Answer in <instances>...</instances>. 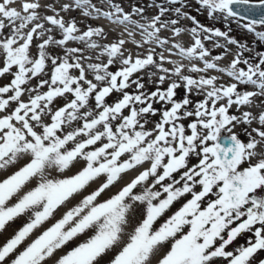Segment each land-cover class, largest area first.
<instances>
[{
    "label": "snow or ice",
    "instance_id": "6c2138e0",
    "mask_svg": "<svg viewBox=\"0 0 264 264\" xmlns=\"http://www.w3.org/2000/svg\"><path fill=\"white\" fill-rule=\"evenodd\" d=\"M14 2H0V78L9 77L0 86V170L10 172L0 179V233L18 218L26 222L0 245V264H254L264 251V50L238 44L229 38L231 29L194 25L187 29L195 37L192 46L176 45L180 54L198 56L205 69L226 72L230 81L193 78L177 66L172 75L179 83L163 89L168 76L159 75V84L148 92L134 74L143 71L151 81L149 69H169L144 46L168 44L169 38L160 36L163 30L176 37L182 33L178 19H162L169 9L160 6L141 23L142 8L125 12L113 3L106 11L92 0H74L85 16L123 27L113 42L99 43L93 38L106 39L103 26L81 31L74 18L45 14L52 6L40 0L23 3L21 15L8 7ZM197 2L209 17L231 19L264 42V0ZM70 10V4L60 9ZM173 11L190 18L181 7ZM127 26L137 31L124 30ZM201 32L208 34L204 40L214 36L237 46L229 65L217 67L223 55L210 62ZM85 41H92L89 49L100 50L95 57L84 55V48L67 47ZM130 41L135 53L124 47ZM247 51L254 57L243 58ZM192 95L203 98L194 102ZM233 106L238 114L230 112ZM238 125L246 126V140L234 132ZM79 161L86 166L63 176ZM138 167L135 178L98 201L122 174ZM101 176L105 182L55 218L61 206ZM81 235L86 238L77 242ZM245 235L244 243H235ZM69 242L74 246L66 250Z\"/></svg>",
    "mask_w": 264,
    "mask_h": 264
},
{
    "label": "bare ground",
    "instance_id": "6f19581e",
    "mask_svg": "<svg viewBox=\"0 0 264 264\" xmlns=\"http://www.w3.org/2000/svg\"><path fill=\"white\" fill-rule=\"evenodd\" d=\"M0 2H2V0H0ZM25 2H31V0H15V2L12 4H9L8 7L18 9L21 11V15H25V13H23V10L21 9V5ZM40 3L42 5H45V6H47V5L52 6L51 8H46L45 14H47V15H54L58 12L59 17L64 19L65 21H68V20L74 18L75 22L78 25V28L81 31L85 30L86 25L103 26L102 30L107 33L106 39L101 40L99 38H93V42H99V43L113 42L114 38H116L117 36H119V34L121 32H123L122 26L114 25V24L110 23L109 20H107L106 18L97 17L95 14H93L91 17L85 16L83 9H79V10L76 9L75 4H74V0H40ZM92 3L95 4L97 7H100L106 11L110 10L111 5L113 4L109 0H92ZM66 4H70L72 10L67 11V12L60 11V9ZM120 5L125 12H131L130 11L131 5L128 3V1L123 0V2ZM53 9H55V11H53ZM155 15H156V13H152L150 15H147V12L144 11L143 16L146 19L142 20L141 23H148L149 22L148 20H150V18L155 16ZM134 18L139 19L140 17L134 16ZM46 27H49V25L46 24ZM124 30L137 31L136 29H132L131 26H127L126 29H124ZM5 31H8V29L6 28ZM26 31H27V29H26ZM53 33L58 34L59 30L54 29ZM172 33L173 32L170 30H163V31H161L160 36L162 38H165V37L170 38V40L168 41V44H169L172 40L171 39L172 35H173ZM122 38H124L125 40H129V38L126 35L123 36ZM135 39L137 41H140L141 37L139 35H137L135 37ZM175 39H177V40H175ZM173 40H174V43L172 45L173 49H171L167 44L162 45V46L157 45L156 41H153L152 44L145 45L144 48L151 50L149 54H153L158 58L162 57L163 60H165L163 67H166L167 64L173 65L174 68L179 66L183 70L182 74L191 75L193 78L201 77V74L203 72V70L201 68H200L201 71H199V72H191L190 71L191 68H193V67L199 68L200 66L192 65L191 64V58L192 57L188 58V57L181 55L179 49L176 47L177 44L181 45V47L190 46L188 38L185 35H180L176 38H173ZM90 42H92V41L69 42L67 44V47L77 46V47L84 48V55H86V56L92 55L93 57H95L97 55V52L100 50L99 49H89L87 47V44ZM124 47L126 49L131 50L133 53H135L137 51L135 44L132 43L131 41L126 43L124 45ZM144 48H142L141 51H144ZM32 51L36 52L37 49L33 48ZM53 51H58V50L53 49ZM82 62H85V61H82ZM92 62H95V61H92ZM113 70L115 71L116 69L114 68ZM137 75L142 77V82L146 78V77L142 76L141 73L134 74L133 78H137ZM179 78L180 77H178L177 79L179 80ZM7 82H9V77L5 76L3 78H0V86H2L3 84H5ZM36 82L37 81L34 79L31 83H32V85H35ZM150 87H151V84H149L146 87V89H150ZM134 88H135V85H133V88L128 89V91H132ZM60 106H62V105H60ZM154 106L157 108V106H161V104H155ZM258 107H259V105H257V108H253L252 111L253 112L257 111ZM253 126L254 127L259 126L258 121L254 122ZM148 127H152V125H148ZM244 127H246V126L245 125H238L237 127L234 128V132L236 134H238L242 138V140H246V136L244 135V131H243ZM250 130L251 129L249 128V131ZM196 162L197 161L195 160V158H193L191 161V163H196ZM84 166H86V162H84V161L74 162L73 166H70V169L65 170V172L63 173V176L74 175V174H76V172L78 170H81ZM145 167H147V165H145ZM139 171H140V168L138 167L136 170H129L127 173L122 174V178L120 180H118L113 186H110L109 189H106L104 193H101V196L97 198L98 201L102 202L104 199L110 198L111 195L115 194L120 188H122V186H125L126 183L130 182L131 179L135 178V176L138 174ZM8 174H10V172H5L3 170H0V179L6 178V176ZM54 175H60V174L54 173ZM105 181H106V177L101 176V177H97L95 181L90 182L89 186H86L85 190H83L79 194H76L74 196V198L70 199L69 202H66V206H61V208L54 214L55 218L59 219L62 216L63 212L67 210V208L74 207L83 198L84 195L91 194L92 191H95ZM176 207H178V205H175L173 207V209H171L170 211H174L176 209ZM163 219L164 218L162 217L157 223L158 224L162 223ZM25 222H26V220L24 218H18L16 221L11 222L10 225L6 226V230L4 232L0 233V245H2L4 242H6L7 239L11 238V236L14 235L15 231H17L20 227H22ZM53 222H55V221L51 220L49 222H46V224L43 226V228L50 226V224ZM38 234H39L38 232L35 233V235H38ZM85 238L86 237L84 235H81L78 238L77 242H82ZM246 239H247V237L245 238V240ZM73 246H74V243L69 242V245L66 246V250H70L71 247H73ZM263 255L264 254H261L260 257L255 258L254 264H257Z\"/></svg>",
    "mask_w": 264,
    "mask_h": 264
},
{
    "label": "rangeland",
    "instance_id": "374dc122",
    "mask_svg": "<svg viewBox=\"0 0 264 264\" xmlns=\"http://www.w3.org/2000/svg\"><path fill=\"white\" fill-rule=\"evenodd\" d=\"M109 1H111L112 3H115V4H119V5L123 2V0H109ZM126 1H128V3L131 5V10L134 7L142 8V9H144V11L147 12V15H150L152 13L157 14L160 6H163L167 9H169V11H167L165 13V16L162 19H166V20L178 19L179 20L178 26L182 28V33L180 35H185L188 38L190 46H192L193 40L195 39V37H193L192 34L190 33V31H187V29H190L194 25H199L201 28L202 27H208L209 29H211L213 31L216 29H220L222 31H229V29H231V31H229V38H235L237 40L238 44H240L241 42H244V43H246L247 46H249L253 49H256L257 51L264 50V42H260L254 36V34H249L247 32V30L239 28L238 25L231 19L229 21L225 22L222 18L216 19L213 17H209L207 10L201 9V6L198 4L197 0H182V3H176V4L169 3V0H126ZM176 7H181L182 11L184 13L189 14L190 18H179L177 16V14H175V12L173 11ZM215 15L216 14H214V16ZM171 27H174V26H170V28ZM172 34H173L172 38H171L172 40L169 44H167L171 49H173L172 48L173 47L172 45L174 43L173 37L176 36V34L174 32ZM205 35H208V34L201 32L200 38L202 39L203 43L205 44V47L210 51V57H209L210 62H211V59L214 58L216 55H223V58L217 62V67L220 68V67H225V66L229 65V63L238 54L237 46L227 44V42L224 38H218V37H214V36L211 39L204 40L203 37ZM169 40H170V38H169ZM175 40H177V39H175ZM216 43H219L221 45H225V47H214V44H216ZM225 48H227V50H228L227 52L225 51ZM242 57L243 58L254 57V53L251 51L243 52ZM164 62H165V60H164ZM82 63H85V62H82ZM191 64L200 66L199 68H201L203 70L201 76H204V75H206L207 77L215 76V77H217L218 81L221 83H227L230 81V78L227 76L226 72L221 73L218 70L205 69L204 68V61L200 60L198 58V56H193L191 58ZM239 66L244 67L243 64H240ZM166 68L169 69V73H164V72L159 71L157 66H154L153 68L149 69V72L153 74V78L151 81L149 80L148 75L144 74L143 71L141 72L142 76L146 77L145 80L143 81L145 86L147 87L149 84H151L150 89H146L148 92H151L152 90H154V88L159 84L158 80L156 79V77L159 75L168 76V78L165 80L164 84L160 85V87L163 89H166L170 85V83L173 82L174 80L178 83L180 82L177 79L178 76L172 75V72L175 69L174 66L167 64ZM183 93H184V89H183V87H181L179 89V95L182 96ZM202 98L203 97L199 96V95H192L191 96V99L194 102L197 100H200ZM161 107H162V105L157 106L158 109ZM230 112L233 114H237L236 107L233 106V108L230 109ZM158 118H159L158 116L153 117V120H157ZM184 123L187 124L188 121H185ZM246 237H247L246 235L242 236L235 243L236 244L244 243L246 241L245 240ZM261 254H264V251L260 252L256 256V258L260 257ZM261 259H264V255L261 257Z\"/></svg>",
    "mask_w": 264,
    "mask_h": 264
}]
</instances>
